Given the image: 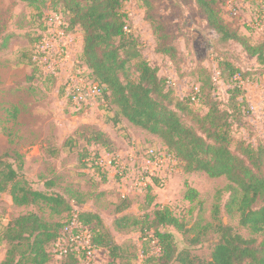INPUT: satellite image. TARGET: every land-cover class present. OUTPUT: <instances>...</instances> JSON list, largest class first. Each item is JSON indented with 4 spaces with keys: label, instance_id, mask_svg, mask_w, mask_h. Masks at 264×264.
Returning <instances> with one entry per match:
<instances>
[{
    "label": "rangeland",
    "instance_id": "rangeland-1",
    "mask_svg": "<svg viewBox=\"0 0 264 264\" xmlns=\"http://www.w3.org/2000/svg\"><path fill=\"white\" fill-rule=\"evenodd\" d=\"M154 16L165 23L171 41L180 58L172 61L156 52V42L145 8L139 0H124L125 11L132 20L140 42V51L159 74L170 79L176 99L196 92L199 86L210 90V75L217 85L214 93L223 105L228 103L230 86L219 79L218 61L232 60L247 72L246 98L250 112L245 119L252 130L240 128L236 138L256 144L264 139V66L249 57L234 42L225 43L210 30L194 0H152ZM259 0H216L215 8L231 30L248 35L253 44L264 40V23ZM54 34L42 58L41 68L34 65L38 44L34 39L44 34L48 25ZM69 16L60 0H44L39 10L25 0H0V153L14 168L22 166L32 190L49 196L63 197L73 208L58 211L45 203L17 206L7 191H0V264L9 245L2 239L8 223L20 215L36 213L51 223L62 224L78 210L99 214L115 242L122 246V258L117 264H147L148 255L158 253L156 241L143 238L142 228L171 233L178 250L190 264L210 261L215 245L221 238L219 226L233 229L246 239L256 238L240 225L236 207L230 212V199L225 177L211 178L203 172L187 173L181 162L171 166L143 191H130L132 178L122 186L121 175L129 171L113 170L102 173L88 166L90 153L101 158L127 161L132 153L146 148H164L162 139L131 124L118 115V109L103 99L89 109L77 112L67 106L63 87L69 76L87 73L82 63V36L79 28L69 30ZM58 31L64 36L58 37ZM42 34V35H43ZM47 34V33H46ZM133 78L137 75L131 71ZM179 112L186 125L197 129L195 117H203L207 108L190 104ZM225 108V107H224ZM118 121V122H117ZM103 132L110 144L93 145V133ZM236 146L233 145V149ZM87 153L88 156L84 155ZM117 172V173H116ZM187 184L198 192L195 201L186 198ZM124 189L130 191L122 198ZM127 200V201H125ZM125 202V204H124ZM126 209L117 213L121 206ZM168 207L182 223L184 230L160 226L154 218L157 208ZM127 215L124 229L116 220ZM94 225V223L92 224ZM152 237V236H150ZM104 249H98L94 264H109ZM49 264H72L54 258ZM181 264V263H175Z\"/></svg>",
    "mask_w": 264,
    "mask_h": 264
},
{
    "label": "trees",
    "instance_id": "trees-1",
    "mask_svg": "<svg viewBox=\"0 0 264 264\" xmlns=\"http://www.w3.org/2000/svg\"><path fill=\"white\" fill-rule=\"evenodd\" d=\"M25 1L37 10L44 3V0ZM139 1L145 8V20L153 30L156 52L177 61L180 58L178 49L172 43L165 23L154 16L152 0ZM259 1L261 5L264 3V0ZM194 2L207 27L218 34L221 41L237 43L249 57L256 58L258 64L264 66V40L253 44L248 35L228 28L215 8L216 0ZM60 3L69 16V30L79 28L81 31V59L89 77L104 87V99L111 100L118 115L160 137L164 148L184 165L187 173L203 172L211 178L225 177L231 183L226 209L230 212L236 207L240 225L256 238L246 239L234 233L232 228L221 225V238L210 261L201 264H264V139L255 144L236 138L238 129L253 128L245 119L250 104L243 84L251 80L249 74L232 60L220 59L217 65L219 79L230 86L226 105L214 98L217 85L211 75L208 93L199 86L197 93L176 99L170 79L160 75L158 68L153 67L140 51L139 37L125 11L124 0H60ZM46 29L47 26L43 28L44 32ZM42 34L34 39L38 45ZM4 48L6 45L0 46V50ZM32 62L41 68L37 61ZM131 71L136 78L132 77ZM62 89L66 105L72 106L65 86ZM193 103L207 108L206 115L194 119L197 129L186 125L179 114ZM92 135L90 143L93 145L106 147L110 144L105 133ZM5 158L0 153V191H7L15 205L22 207L42 202L55 211L60 206L64 211L72 210L63 197L49 196L27 187L22 166L16 169ZM187 188L186 198L195 201L198 192L188 184ZM125 209L126 205L121 206L117 213L121 214ZM79 216L91 228L95 246L107 251L109 264H117L123 248L105 228L102 217L97 213L82 212ZM154 218L162 227L184 230L168 207L157 208ZM128 220L129 217L124 215L115 225L124 229ZM62 227L63 223H51L36 213L15 217L2 233V239L9 245L2 264H49L56 258L52 248ZM141 232L147 241L153 238L158 248L157 254L148 255L147 264H190L178 250L171 233L148 228H142ZM61 260L82 264L72 255Z\"/></svg>",
    "mask_w": 264,
    "mask_h": 264
},
{
    "label": "built area",
    "instance_id": "built-area-1",
    "mask_svg": "<svg viewBox=\"0 0 264 264\" xmlns=\"http://www.w3.org/2000/svg\"><path fill=\"white\" fill-rule=\"evenodd\" d=\"M261 8L262 14L260 15V20L264 23V3H262ZM52 22L53 18H50L47 29L42 35L34 56V60L40 64H42V58L46 53L43 50L44 55H42L41 50L42 48H48L50 37L54 36L49 27V23ZM63 36L64 32L58 31V37ZM64 86L66 93L71 97L72 106L77 112L85 111L104 99V87L93 81L89 77V73H85V71L83 73L78 72L77 76H69ZM197 92L198 89L195 93ZM139 152V150L134 151L127 161H117L110 158L105 161L100 155L91 152L87 162L88 166L95 167L102 173L110 172L113 168V170L121 169L122 173L129 171L121 175L120 181L122 182V186L125 187V183H129V180L132 178L130 191L145 190L149 185L153 184V181L157 177H161V174L166 170L169 171L171 166L179 162L165 148L156 149L149 147L143 153ZM130 191L124 189L122 198L127 199ZM79 214L80 211L78 210L72 212L71 217L63 223V227L53 244L52 252L57 259L72 255L78 258L82 264H94L98 248L93 243L91 228L83 222Z\"/></svg>",
    "mask_w": 264,
    "mask_h": 264
},
{
    "label": "crops",
    "instance_id": "crops-1",
    "mask_svg": "<svg viewBox=\"0 0 264 264\" xmlns=\"http://www.w3.org/2000/svg\"><path fill=\"white\" fill-rule=\"evenodd\" d=\"M82 46H83V40H82Z\"/></svg>",
    "mask_w": 264,
    "mask_h": 264
}]
</instances>
